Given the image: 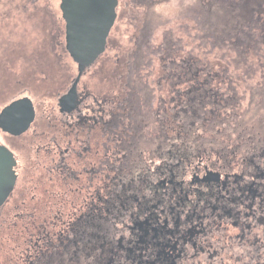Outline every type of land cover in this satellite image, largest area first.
I'll use <instances>...</instances> for the list:
<instances>
[{"label":"flooded vegetation","instance_id":"obj_1","mask_svg":"<svg viewBox=\"0 0 264 264\" xmlns=\"http://www.w3.org/2000/svg\"><path fill=\"white\" fill-rule=\"evenodd\" d=\"M55 1L60 30L21 36V66L0 54L1 68L20 69L0 115L25 98L34 108L20 134L0 127L16 159L0 264H264V126L247 125L230 67L170 54L186 43L166 31L154 45L152 10L169 0H117L105 50L80 72ZM192 1L211 28L210 3L231 0ZM233 1L225 40L236 29L264 44V0ZM25 6L43 4L0 0L1 36L17 10L40 16ZM143 49L160 77L142 76Z\"/></svg>","mask_w":264,"mask_h":264},{"label":"rangeland","instance_id":"obj_2","mask_svg":"<svg viewBox=\"0 0 264 264\" xmlns=\"http://www.w3.org/2000/svg\"><path fill=\"white\" fill-rule=\"evenodd\" d=\"M43 7L25 6L32 8V12L36 15L27 12L24 8L16 11L15 20L6 30L4 37L0 32V54L2 49L17 60L18 66H21L23 60L19 58V45L21 36L28 39L34 36L37 41L43 40V32L47 24L55 30L61 29V24L58 20V4L60 1L55 0H40ZM197 1H160V3L152 10L154 14L150 20L154 29V37L157 39L154 45L159 46L160 31L168 32L173 40L184 41L179 48L175 45L170 54L185 55L191 57L198 55L199 59L205 63L208 62H225L230 67L231 78L239 80L236 82L237 96L239 99L240 109L248 114L246 119L247 125L256 124L260 128L264 126V44L259 37L250 35L243 37L241 31L231 29L226 38V30L221 27L220 17L223 8L231 7V1H213L210 3L212 14L211 21L214 25L209 28L208 17L209 12L201 11L198 14L194 4ZM203 3V1H201ZM207 4V1H205ZM53 11L56 16L53 15ZM226 12V11H225ZM123 17L127 16L125 8L121 9L120 13ZM230 15V14H227ZM232 20L227 16V21ZM225 22V24L227 23ZM234 21V19L232 20ZM1 25V18H0ZM17 25V27H16ZM131 21L128 16L124 19V26L120 32V37L127 40L126 36L130 31ZM128 43V41H127ZM126 43V44H127ZM185 46H187L185 48ZM177 48V49H176ZM145 49L141 51L143 54ZM184 53V54H183ZM169 54V53H168ZM148 53L143 54V61L149 62ZM167 55V54H166ZM165 55V56H166ZM156 56V55H154ZM48 60V56H46ZM158 59L151 60L149 64L142 67L141 74L143 77H160ZM61 64H66V58L61 59ZM18 66H7L6 69L0 67L1 72H7L6 78L0 79V110L11 94H16L19 87L13 89L14 82L19 80L20 72ZM66 71V70H65ZM44 88H39L41 90ZM16 91V93H15ZM34 92V91H33ZM43 93V92H41ZM238 104V103H237ZM226 118V117H225ZM212 126V124L210 125ZM0 135H4L0 132Z\"/></svg>","mask_w":264,"mask_h":264},{"label":"water","instance_id":"obj_3","mask_svg":"<svg viewBox=\"0 0 264 264\" xmlns=\"http://www.w3.org/2000/svg\"><path fill=\"white\" fill-rule=\"evenodd\" d=\"M117 0H63L68 48L82 72L105 50L107 37L116 19ZM24 111V114L21 112ZM23 117V118H20ZM34 118L30 99H21L7 106L0 115V127L18 135ZM21 121H24L21 123ZM16 159L0 144V206L9 198L16 182Z\"/></svg>","mask_w":264,"mask_h":264}]
</instances>
